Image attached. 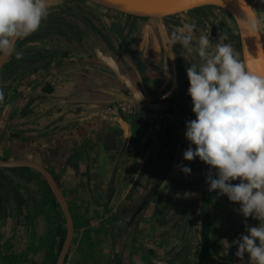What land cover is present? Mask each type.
<instances>
[{"label": "crops", "instance_id": "1", "mask_svg": "<svg viewBox=\"0 0 264 264\" xmlns=\"http://www.w3.org/2000/svg\"><path fill=\"white\" fill-rule=\"evenodd\" d=\"M93 15L107 27L92 23L88 29L97 43L93 51L107 53L101 38L112 41L117 68L138 94L159 99L170 92L169 99L195 116L186 74L193 62L185 59L188 52L179 43L172 44L177 70L173 89L158 21L145 24L113 11ZM164 24L171 37L186 23L173 16ZM40 30L18 40L15 47L22 58L13 53L0 71L5 96L0 103V160L39 164L56 182L73 224L64 264H195L190 175L177 167L192 170L195 160L183 158L190 145L180 117L172 115L154 134L144 127L140 110L112 113L110 107L128 102L125 83L88 48L60 51L43 41ZM44 49L57 52L46 67L28 57ZM226 199L208 191L205 264H250L247 255L235 256L237 246L226 238L234 221L218 220L237 211ZM66 232L62 209L39 173L0 169V264H56Z\"/></svg>", "mask_w": 264, "mask_h": 264}, {"label": "clouds", "instance_id": "2", "mask_svg": "<svg viewBox=\"0 0 264 264\" xmlns=\"http://www.w3.org/2000/svg\"><path fill=\"white\" fill-rule=\"evenodd\" d=\"M50 7L51 0H0V55L15 53L21 59L14 42L37 32L50 15ZM238 23L253 36L264 27L254 10L238 18ZM170 42L197 54L200 61L186 69L187 94L196 118L185 125L190 146L183 158L193 161L198 157L208 165V191L239 204L245 233L232 242L237 246L235 256L243 259L247 255L250 264H264V75L250 71L230 43L213 46L209 35L197 38L194 25L174 30ZM4 99L0 89V103ZM177 167L191 174L190 167ZM249 217L258 225H248Z\"/></svg>", "mask_w": 264, "mask_h": 264}, {"label": "water", "instance_id": "3", "mask_svg": "<svg viewBox=\"0 0 264 264\" xmlns=\"http://www.w3.org/2000/svg\"><path fill=\"white\" fill-rule=\"evenodd\" d=\"M65 0H51V7L64 2ZM98 6L104 7L107 10H111L123 15L142 19L147 24L148 21L156 20L159 22L160 27L165 37L167 55V74L172 78L173 89L177 82V70L175 55L170 42V37L164 24V19L173 16H180L188 24L194 25L196 31L201 34L209 35L210 32L206 30L201 22L194 15V11L198 9H205L207 7H215L228 13L233 23L231 24V37L233 43L238 45V50L241 60L247 61L250 71L261 74L264 73V46H262V40L260 32L258 34L248 33L242 30L238 23V18L246 16L254 10L252 0H87ZM50 7V8H51ZM256 15V13H255ZM95 25V24H94ZM96 27V25H95ZM98 27V26H97ZM97 29H100L97 28ZM147 34L149 30L144 29ZM74 38L79 42L75 43L78 49L88 48L90 53L95 56L101 63H103L108 69L113 71L118 80L128 88L129 95L126 97L129 103H151L159 104L165 99L170 98V92L159 99H149L142 97L131 86L124 75L121 74L117 68V62L114 59L110 48L106 44V41L101 40L106 48L107 53L103 54L101 49L93 51L91 45L93 39L88 33V30L81 28L74 35ZM96 38V36H95ZM156 41V38L153 37ZM18 40L15 41V46ZM215 46V42H213ZM156 47L158 43L155 42ZM12 56V55H11ZM11 56L0 55V71L7 64ZM28 168L39 173L46 181L50 191L57 200L59 206L66 219L67 232L66 237L59 253L56 264H64L66 254L68 252L72 236H73V224L72 219L65 201V198L50 173L41 165L31 162L14 161L6 162L0 160V169H18ZM209 166L204 164L197 157L194 161L191 174L189 176V209L192 220L193 239L197 247V260L195 264H205L208 240H209V203H208V184L206 183V175L208 173ZM248 221L254 225V221L248 219Z\"/></svg>", "mask_w": 264, "mask_h": 264}, {"label": "rangeland", "instance_id": "4", "mask_svg": "<svg viewBox=\"0 0 264 264\" xmlns=\"http://www.w3.org/2000/svg\"><path fill=\"white\" fill-rule=\"evenodd\" d=\"M252 5H253L257 18L264 20V0H259L257 3H255V1L252 0ZM96 12L97 13H100V12L108 13V11H105L101 6H98L87 0H65L64 2L51 7L50 15L45 21H43L40 27L41 29L40 32H41L43 41L47 43H49L50 41L53 42V44L58 45L60 51H62L63 49L65 50L66 46L70 47L69 45H76L75 44L76 42H77V45H79L78 44L79 42L74 38V33L81 30V28H85L88 30L91 27L92 23L95 25L96 24L100 25L102 28L106 27L105 24H103L102 22H98L96 18H94L93 14ZM193 13L196 16V18L201 22L202 26L210 32L209 34L210 40H212L215 43H218V42L230 43L235 49V51L239 53L238 45L236 43H233V40L231 37L230 29H231V24L233 23V20L228 13H226L225 11L221 9L215 8V7H207L205 9H198V10H195ZM180 19L182 18L180 17ZM183 22L188 24L184 20ZM259 32H260V36L262 40V46H264V27H261ZM45 34H46V38L44 37ZM194 35L197 38L200 35L196 31L195 28H194ZM224 35L227 36V40L220 41L219 37L224 36ZM49 38L51 39L48 41ZM106 38H110V37H106ZM110 42L112 41L107 40L106 42L109 48L111 47ZM96 44L97 43L94 40V42L91 45L92 48L96 46ZM62 45H65V46H62ZM177 52H178V48L176 47L175 49L176 55L178 54ZM184 57L189 63L190 62H193V63L197 62L198 64L200 63L198 55L195 53H192V54L184 53ZM239 57H240V54H239ZM7 170H13V169H7ZM236 183L238 182L236 181ZM226 202H229V204H234L237 211L235 210L234 214L229 212L228 216H225V217L220 216L218 220L219 222L228 224V225H230V222L232 223V221H234V229L230 230L229 232L231 234L226 236V238L230 240L232 239L234 241L237 238H239L241 234L245 233V217H243V215L238 212L239 204L229 201L228 198L226 199ZM248 219H250L251 221H254V223L257 222V225L259 223L257 220L252 219L251 217L247 218V221ZM228 245L229 246L231 245V241H229Z\"/></svg>", "mask_w": 264, "mask_h": 264}, {"label": "built area", "instance_id": "5", "mask_svg": "<svg viewBox=\"0 0 264 264\" xmlns=\"http://www.w3.org/2000/svg\"><path fill=\"white\" fill-rule=\"evenodd\" d=\"M254 1L257 3L259 0ZM140 108L145 114L144 127L154 134H158L164 128L172 115L180 117V126L184 132L186 131V122L196 118L194 115L185 112L178 103L170 99L159 104L140 106ZM109 110L117 115H130L138 109L133 104L121 102L110 107Z\"/></svg>", "mask_w": 264, "mask_h": 264}, {"label": "trees", "instance_id": "6", "mask_svg": "<svg viewBox=\"0 0 264 264\" xmlns=\"http://www.w3.org/2000/svg\"><path fill=\"white\" fill-rule=\"evenodd\" d=\"M75 35V33H74ZM44 37L46 38V34L44 35ZM51 38H49L48 40H50ZM65 46V45H62ZM70 47H65V49H69V50H74L76 47V45H69ZM57 55V52L52 51V50H42V51H38L37 53H33L31 54L30 57L33 60L39 61L41 60L43 65L46 67L50 64V60ZM13 171V170H12ZM14 190V189H12Z\"/></svg>", "mask_w": 264, "mask_h": 264}, {"label": "bare ground", "instance_id": "7", "mask_svg": "<svg viewBox=\"0 0 264 264\" xmlns=\"http://www.w3.org/2000/svg\"><path fill=\"white\" fill-rule=\"evenodd\" d=\"M104 8V7H103ZM114 12V11H113ZM117 13V12H116ZM121 14V13H120ZM165 100H169V99H165ZM171 100V99H170ZM126 103H129V102H127L126 101ZM130 104H132V103H130ZM133 105H135V106H137V109L138 110H140L142 113H143V115H144V118H145V114H144V112H143V110L140 108V106L142 107V106H148V105H152L151 103H146V102H141V103H133ZM114 106H116V105H114Z\"/></svg>", "mask_w": 264, "mask_h": 264}, {"label": "flooded vegetation", "instance_id": "8", "mask_svg": "<svg viewBox=\"0 0 264 264\" xmlns=\"http://www.w3.org/2000/svg\"><path fill=\"white\" fill-rule=\"evenodd\" d=\"M103 8V7H102ZM105 11H111V10H107V9H105V8H103ZM94 49H96V47L94 46L93 48H92V50H94ZM128 94V93H127ZM169 99V98H168Z\"/></svg>", "mask_w": 264, "mask_h": 264}, {"label": "snow or ice", "instance_id": "9", "mask_svg": "<svg viewBox=\"0 0 264 264\" xmlns=\"http://www.w3.org/2000/svg\"><path fill=\"white\" fill-rule=\"evenodd\" d=\"M262 63H264V60H262ZM261 75H264V73H261Z\"/></svg>", "mask_w": 264, "mask_h": 264}]
</instances>
